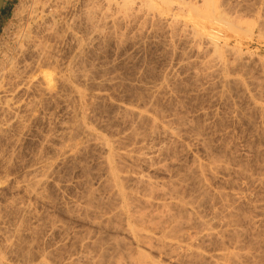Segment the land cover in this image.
Wrapping results in <instances>:
<instances>
[{
  "label": "rangeland",
  "instance_id": "obj_1",
  "mask_svg": "<svg viewBox=\"0 0 264 264\" xmlns=\"http://www.w3.org/2000/svg\"><path fill=\"white\" fill-rule=\"evenodd\" d=\"M30 1L31 0H2V12L0 13V73L7 70V67L2 64H5L6 56L11 54L15 48L19 47L18 45L20 43L17 41L18 38L16 37H19L21 33L20 30H24V28H22L24 27L23 23H20L14 18V13L17 11L16 8H18V5L19 8L28 7L31 3ZM169 1L173 3L183 2V4L192 5L195 8L202 5L200 4L201 0ZM35 2L40 4L37 3L39 8L45 9L46 7L47 12L51 10V12L49 11L48 13L46 9L42 11L44 12L41 15L42 20L45 19L39 22L42 27L44 28L43 25L45 24H51H48V22H51L55 15V21H58L56 23L62 25V32H60V35L63 39H60L61 42L57 41L58 44L55 43L56 41H53L54 44H51L52 41L48 42L54 47L52 51L55 50L54 52L51 51V54L53 53L51 57H54H52L53 59H51L49 63L40 67L35 64L33 67L31 66L33 64H31L29 68L32 70L26 72L28 75L26 73L24 74L23 81L26 79V83L30 86L33 84L31 86L32 91L30 90V95L32 96L30 98L29 95L28 100L26 99L27 101H32L33 104L26 103V101H24L25 104L19 103L27 106L26 110L24 109L26 112L23 110L21 112L22 118L18 124L19 127L17 123H14L16 127L14 124L12 125L14 126L12 127L14 133L11 131L8 138H10L11 135L14 136H12V139H8L9 143L4 140L1 141L0 144V149L3 151L2 153L0 150L1 155L4 154V156L0 155V174L3 173L0 175V264H43V262L44 264H111L109 258L112 260V255L115 256L114 258L119 254L123 256V254H125L124 252L129 250H131L130 253L135 252V254L132 253L134 256L139 252H141L140 254L144 253V255L148 257V260L151 259L155 264L191 263L187 262L184 258H182V260L181 258H176L177 261H175L176 259L174 258L170 259L169 250L162 245L159 246L165 249L164 252L162 247L160 248L158 245H153V247L155 246V250L153 247L149 248V250L138 241L126 235V233L124 234V232L116 231L113 227V224H115L114 221L108 223L105 221L108 215L109 217L112 215L118 204L114 202L115 206L113 202L107 200L109 199L108 194H106V191L102 190L101 180L104 178V172L101 165L104 154L97 144H95L96 142H91L92 140L89 139L85 140L87 138L81 134H79L81 138H79L77 134L75 136L76 140L72 139L76 143L78 142V145L76 143L74 144L73 141L68 142L64 139L65 142L67 141V147L65 146V149H63L65 142L59 137L61 134L60 131L67 130V132H69L70 126H72V123H75V119L77 120L82 116L87 117H85V121L88 120V125L90 124V127L88 126L89 128L100 137L102 136L105 140H108L115 149L118 147L116 149L117 154L119 151L117 156L118 158L119 156L122 158L117 160L118 158L116 157L115 160H117V164L115 168L119 176L127 177L125 181L127 185L125 182L123 183V189H125V191L130 192L136 189L133 185L131 186V184H134V181L131 180H134L137 176H143L147 181L153 184L156 183L158 189L162 188L159 187L162 184L161 186H163L165 190L170 189L168 185H170L171 182L173 186L181 181V184L179 183L181 186L178 188H180L179 191L182 193H179V197L181 196L180 198L183 202H186H184L185 206L188 207H185V210H181L182 212H180V210H174V215H176L175 212L178 214L183 213L179 216V220H181L183 225L188 224L187 227L184 226L185 229L183 228V236L184 233L186 235L190 233V231L191 233L194 232V229L192 230L191 228H195L197 223L196 220H201V218L203 221L210 220L209 218H211V214L215 212V210L216 212L224 210V213L222 212L224 215L229 211L232 214L230 215L235 217L231 218L232 221L227 217V222L231 221L233 224L235 223V226L228 222L227 226L229 227L231 225L228 230H232V228L234 229L235 227L237 231H241V237L239 236L240 240H238L241 241L239 242L240 244L242 243L240 247L243 245V248L241 247V249H243L241 252L248 251L251 248L249 251H251L250 253L255 257L254 261L256 257H259L258 260L255 261V264H264V0L215 1L220 7V10L221 7L224 11L226 10V16L229 17L228 19H230V21L233 20L231 24L233 23L232 25H234V28H238V31H235L237 28L234 30L235 33L238 32L236 34L230 31L231 28L227 31V29L222 30L215 27L213 28L210 24L205 25V30L207 31L208 28V31H210L207 32L213 34L211 36L216 37L217 35L218 38H221L220 46L225 45L239 52V55L241 54L242 60L240 62L238 61V63L231 54L226 56L220 52L218 53L224 59V63L227 64L226 67L228 70H230L228 72V77L238 79L240 85L243 86L240 87L239 85L240 88L238 87L237 90L223 88V86L219 84V79H221L219 74H216V76L206 74L207 72L205 71H207V66L203 65L201 58L194 56L195 54L193 51L190 53L189 51L191 50L187 48V45L184 46L185 41L183 39H186L187 30H184L182 27H180L182 30L180 28L177 29L178 31L175 30V35H173L172 39L174 40L173 42L161 25L152 26L153 28L148 26L149 28L147 27V30L145 29L146 27L143 29L141 28L142 30L140 29V32L138 30L135 31L136 27L131 25L121 26L120 24H116L115 27V24L111 22L112 18L110 14L113 17L116 13L114 14L109 10V15H107V13L104 15L107 11V8L105 9L106 6H104V0H35ZM51 2L53 4H51ZM49 6H52L51 9ZM92 8H95V10ZM84 10H86V12ZM85 13L88 14L87 16L89 17H87ZM56 14H59L58 17L60 16L61 19L58 18ZM83 16L86 17L84 18ZM107 16L108 18L110 17V19H107ZM118 16L120 15H116V17ZM83 18L85 20H83ZM103 18L107 21L110 20L108 21L109 26L104 22L106 20ZM86 19L90 23H87ZM71 22L74 24L72 25ZM110 23L111 26H114L112 28L113 30L115 29L114 32L111 29ZM46 26L44 29H46ZM233 27L232 29H234ZM34 31L36 30H33L32 36L34 35L35 37L37 31L36 34ZM94 33H96V35ZM71 34L73 36H71ZM88 35L89 41H86L84 38L88 40ZM79 37L81 41L77 40L78 42L75 43V38L79 39ZM14 39L15 41H13ZM82 39L86 41L87 48L91 39L89 46L93 44L92 47L88 49L84 47L85 43ZM35 40L33 39L34 43L37 44L39 40H37V38H35ZM82 42L84 44V50L79 56L77 47ZM77 44L78 46L76 47ZM55 47L57 48L55 49ZM211 54L212 53H208L205 58H209ZM76 59H78V61ZM17 60L16 62H19V59ZM26 60L28 62L30 61L26 57L25 63H27ZM22 62L18 63V65H20L18 66L19 69L24 63ZM80 65H82L83 68H81ZM38 67L41 69L39 70ZM77 67L85 72L87 70L89 71L88 73L86 72L87 75L90 76L88 78L91 79H88L89 82L84 81L83 83V81H76V79H74V81L71 80L72 82L68 81L70 80L68 76L71 75L70 72L72 68L76 71ZM69 68H71V71L68 72ZM44 72L47 73H45V75H47L45 79ZM64 75H66L64 79L66 78L65 80H67L68 78L67 81L70 82V84L73 85L74 82L76 83H74L75 86H73L77 87L79 92L81 91L83 93H81L83 96H79V98L73 93H67L71 91H69L70 89L66 87L63 82L64 79L62 77ZM30 76H32V78ZM49 76V81H52L50 86L46 80ZM58 79L62 80L59 81ZM38 85L41 86L38 87ZM40 87L43 90L46 89L48 94L46 90H39ZM8 89L7 87L6 90ZM50 89L53 90L51 91L52 94H49ZM39 92L42 93L40 94ZM8 93L10 94L11 92L9 91ZM8 93L5 95L7 96ZM38 95H40V97ZM42 95L43 97H41ZM9 96H7V98ZM33 99H36L37 102ZM121 107H131L138 112L147 113V115L154 118L155 121L158 119V121H156L157 124H161V126L164 124L162 127H165L167 124L171 130L175 131L178 129L179 131L177 130L176 133L173 131L176 137L173 136V139L171 138L172 141H170V138L167 139L163 136L162 132L159 133L161 130H158L156 133H150V130H148L149 123H146L145 119V121L140 119L141 122L136 118V120L130 118L129 122H127L128 120H120L121 117L118 116L121 115V111L117 109ZM30 115L32 116L30 117ZM154 115H156L157 119ZM24 116L26 117L25 119ZM72 119H74V121H72ZM24 121L25 123H23ZM142 121L144 122L143 124ZM176 123H178V125H176ZM133 124L135 126L137 125L136 127L138 128L136 133L139 135L136 140L133 136H129L132 135L131 129L134 130L133 128H135L134 131L137 129ZM132 125L133 127H131ZM21 126H23V128ZM142 134L146 135L143 136ZM58 137L62 140H58ZM141 137L144 138L142 139ZM9 144L11 145L10 147ZM71 146L76 148H72ZM1 147L5 148L3 149ZM58 150L61 153H59ZM5 153H10L14 157ZM137 155H139L138 157L145 155L142 158L146 159V162H144V160L137 162L134 159ZM5 156L6 158H4ZM122 159H125L123 160L124 162ZM147 159L149 161H147ZM215 159L220 160V162L222 161V163L219 161L217 162V160L215 161ZM212 161L216 162V164L218 163V167L214 164L217 168L213 166ZM120 163L121 165L124 163V165L120 167ZM196 165L197 167L199 165L201 166H199V169L202 170L201 172L199 169L195 171V169H197L195 167ZM47 166H50V168L53 166V168L48 172L46 169ZM46 170L48 173L47 175L45 174ZM191 170L193 173H191ZM28 171H33V174L38 178L39 175L41 178L46 175V178L44 177V181L46 182L43 184L44 186L41 185L38 187L39 190L37 188L33 189L32 194L30 192L31 189H27V187H29L27 181L31 178L29 177ZM189 171H191L190 174ZM194 172L199 173L203 180L201 181L202 178L198 176L199 174ZM184 181H188L189 183H184ZM198 183L201 186H199ZM177 184L176 186H179ZM90 186H93V188ZM126 186L129 190H126ZM201 187L207 189L208 192L204 194V190H202ZM90 189L96 191L99 196H97L100 202L98 213L95 211V208L86 207L89 206V203L86 202L88 196L87 192ZM199 190H201L204 195ZM140 192L141 190L137 188L134 192L135 196L139 193L140 196L138 195L139 197H137L140 198L142 196V192ZM27 193H29V195ZM207 194H212L211 196L209 195V197L212 199L214 197V199L210 201ZM11 197H13V200ZM189 199H191V202ZM11 203L13 204L12 207ZM105 203L107 205L112 203L111 206L114 205L113 212H111L112 209H110V204L106 206ZM88 208H91V210ZM85 209L88 210L86 211ZM99 212L101 215L107 217L101 216L100 218ZM190 212L191 219H189L190 216H188ZM177 215L176 218L178 217ZM230 215L228 216L230 217ZM193 221H195V224ZM112 222L114 223L112 224ZM192 222L194 225L191 224ZM189 226H191V228ZM15 227V230L18 232L13 230ZM221 229L220 227L218 230ZM223 229L227 230V227ZM157 235H155L157 238L160 237V235ZM194 237H196V235H194ZM11 238L12 241H10ZM115 239L122 242H120L121 245L116 250L111 246V243ZM182 239L184 241H182ZM224 239L222 240V249L226 247L224 251L235 252L236 249H233V245L227 242L228 238L225 237ZM253 239H256L255 242ZM179 241H181L182 246H187L188 240H185V238L182 237L178 242ZM213 241L214 240L209 242V245L206 243L200 246V252L203 253L206 258L205 264L212 262L211 258L214 257L213 255H216L220 247V245H217L219 244L217 241ZM9 242H11L10 247ZM12 245H14V247ZM97 245L99 246L97 247ZM252 245H254L253 248ZM95 246L97 248L101 246L102 248L100 247L101 249H97ZM137 250L142 251L136 252ZM103 252L106 254H103ZM99 254L102 255L100 256ZM99 256L101 257L100 260L103 262L99 260ZM102 256L104 258H102ZM103 259H106V262Z\"/></svg>",
  "mask_w": 264,
  "mask_h": 264
},
{
  "label": "bare ground",
  "instance_id": "obj_2",
  "mask_svg": "<svg viewBox=\"0 0 264 264\" xmlns=\"http://www.w3.org/2000/svg\"><path fill=\"white\" fill-rule=\"evenodd\" d=\"M54 1V0H53ZM105 1V3H104V6H106L105 7V9L107 8V11L105 12V14L104 15H106V13H107V15H109L108 13H109V10L110 11H112L114 14L116 13V15H120V16H118V17H116V15H113V17H112V15L110 14V16H111V22L112 23H114L115 25V27H116V24H120L121 26L123 25V26H135L136 27V29H135V31L136 30H140L141 28L143 29V28H145L146 30L149 28V27H154V26H158V25H161L163 28H164V30L166 31L165 33H167V35L169 36V38H170V40H172L173 39V35H175V30L176 31H178L177 29L178 28H180V27H182L184 30L186 29L187 30V35H186V39H183L185 42H184V46L185 45H187V48H189V50H191V51H189L190 53L193 51V53L195 54L194 56H196L197 58H201V61H202V63H203V65H205V66H207V71H205V72H207L206 74L207 75H215L216 76V74H219L220 76H221V79H219L218 81H219V84H221V86H223V88L225 87V88H228V89H236L237 90V88L239 87V85H240V82H239V80L238 79H234V78H230V77H228V72L230 71V70H228V68L226 67V63H224V59L218 54L219 52L220 53H222V54H224V55H228L229 56V54H231L232 56H234L235 57V60L238 62H240L241 60H242V57H241V54L239 55V52H237V51H235V50H233V49H230V48H228V47H226L225 45L224 46H220V40H221V38H218V36L216 35V37L215 36H211V35H213V34H209L208 32L210 31H208V28H207V31L205 30V25H207V24H210V26L211 27H215V28H217V29H227V31H229V29L231 28L232 29V27L234 26V25H232L231 24V22L233 21V20H231L230 21V19H228L229 17H227L226 15H227V12H226V10L224 11L223 9H222V7H221V10H220V7L217 5V2H215L214 0H201V2H200V4H202V5H200V7L199 6H197L196 8L194 7V6H192V5H185V4H183V2H179V3H173V2H171V1H169V0H104ZM173 1V0H172ZM31 2V3H30ZM29 3H30V5L28 6V7H20L19 8V5H18V8H16V12L14 13V18L17 20V21H19L20 23H23V25H24V27H22V28H24V30H20L21 31V33L19 34V37H16V38H18L17 39V41L20 43L18 46L19 47H17V48H15L12 52H11V54H9L8 56H6V62H5V64L3 63L2 65H5L6 67H7V70H4V72L3 73H0V95L1 94H3V95H1L0 96V144H1V141H4V140H6L8 143H9V140L8 139H12V136H14V135H11V137L10 138H8V136H10L9 135V133L11 132V131H13V128L12 127H14L15 126V124L17 123V125L19 124V122L21 121V118H22V116H21V112H22V110L23 111H25L26 110V108H27V106L26 105H21V104H19V103H24V101H26V103H32V101H27L28 100V97H29V95H30V90L32 91V85L30 86L28 83H26V81L24 80L23 81V79H24V74L26 73V72H30V70H32L31 68H29V67H31V66H33L34 67V64L37 66H44V64H46V63H49V61H51V59H53L52 57H54V56H52L51 57V55L53 54H51V51H52V48H54L53 47V45L51 46L48 42H51L52 41V43L51 44H54V42L56 43V44H58V42L57 41H60L61 42V40L60 39H63V38H61V35H60V32H62L61 31V24L60 23H56V22H58V21H55L56 19H55V15H54V19L52 18V21L51 22H48V24L49 23H51V24H49V25H47V24H45V25H43L44 26V28H45V26H46V29H44L43 27H42V25L39 23L41 20H42V13H44V12H42L43 10H45L46 9V7H45V9H41V7L39 8L37 5L39 4L38 2H35V0H31ZM41 2V1H40ZM175 2V1H174ZM38 3V4H37ZM42 3V2H41ZM43 4V3H42ZM46 4V3H45ZM50 4V3H49ZM48 4V5H49ZM51 4H53L52 2H51ZM50 4V5H51ZM85 4V3H84ZM40 5V4H39ZM21 6V5H20ZM26 6V5H25ZM42 6V5H41ZM56 6V5H55ZM89 6H91V5H89ZM88 6V7H89ZM17 7V6H16ZM43 7V8H44ZM50 7V9H51V7L52 6H49ZM54 8V7H53ZM97 8H99V7H97ZM49 9V8H48ZM55 9V8H54ZM91 9V8H90ZM92 9H94L95 10V8H92ZM104 9V10H105ZM66 10V9H65ZM94 10H93V12H94ZM50 12H51V10H49ZM48 11V12H49ZM85 12H86V10H84ZM46 12H47V9H46ZM47 12V13H48ZM58 12V11H57ZM92 12V11H91ZM99 12V11H98ZM111 12V13H112ZM61 13V12H60ZM224 13H226V14H224ZM86 14V13H85ZM98 14V13H97ZM57 15V17H58V15L59 14H56ZM88 14H86V16H87ZM43 16H44V14H43ZM85 16V17H86ZM46 17V16H45ZM44 17V18H45ZM50 17V16H49ZM84 17V16H83ZM84 17V18H85ZM87 17H89V16H87ZM58 18H60L61 19V17L59 16ZM81 18V17H80ZM83 18V20H85ZM105 18H106V16H105ZM105 18H103L104 20H106ZM47 19V18H46ZM72 19V18H71ZM88 19V18H87ZM86 19V20H87ZM93 19V18H92ZM91 19V20H92ZM107 19H110V17L108 18V16H107ZM15 20V21H16ZM43 20H45V19H43ZM42 20V21H43ZM51 20V19H50ZM53 20H54V22H53ZM16 21V22H17ZM47 21V20H46ZM45 21V22H46ZM61 21V20H60ZM79 21V20H78ZM107 21V20H106ZM106 21H104L105 23H107L108 24V26H109V22L108 21H110V20H108L107 22ZM89 21L87 20V23H88ZM103 22V23H104ZM19 23V24H20ZM38 23V24H37ZM47 23V22H46ZM72 23V22H71ZM86 23V24H87ZM90 23V22H89ZM100 23V22H99ZM41 26H40V25ZM44 24V23H43ZM74 23H72V25H73ZM84 24V23H83ZM39 25V26H38ZM64 25V24H63ZM236 25V24H235ZM71 26V25H70ZM90 26V25H89ZM105 26V25H104ZM110 26H111V23H110ZM114 26H111V29L114 27ZM149 26V27H148ZM160 26V27H161ZM209 26V25H208ZM16 27H18V26H16ZM95 27V26H94ZM119 27V26H118ZM148 27V28H147ZM152 27V28H153ZM9 28V27H8ZM36 28V29H35ZM87 28V27H86ZM86 28H84V29H86ZM92 28V27H91ZM120 28V27H119ZM133 28V27H132ZM138 28V29H137ZM213 28H211V29H213ZM234 28V27H233ZM237 28V27H236ZM236 28H234V29H230V31H232V32H234L235 33V31H238V28L236 29ZM102 29V28H101ZM121 29V28H120ZM141 29V30H142ZM181 29V28H180ZM210 29V28H209ZM236 29V30H235ZM240 29V28H239ZM5 30V29H4ZM8 30V29H7ZM17 30H19V29H17ZM33 30H36L37 31V34H36V31H34L35 32V34H36V36L34 37V35L32 36V32H33ZM73 30V29H72ZM93 30V29H92ZM115 30V29H114ZM114 30L112 29V31L114 32ZM182 30V29H181ZM180 30V31H181ZM235 30V31H234ZM40 31V32H39ZM85 31H88V30H85ZM137 31V32H138ZM205 31V32H204ZM7 32H9V31H7ZM71 32V31H70ZM90 32V31H89ZM95 32V31H94ZM97 32V31H96ZM99 32V31H98ZM140 32V31H139ZM142 32V31H141ZM147 32V31H146ZM153 32V31H152ZM155 32H157V31H155ZM154 32V33H155ZM206 32H207V34H206ZM6 33V32H5ZM12 33V32H11ZM69 33V32H68ZM77 33V32H76ZM91 33V32H90ZM89 33V34H90ZM185 33H186V31H185ZM215 33V32H214ZM236 33H238V32H236ZM235 33V34H236ZM10 34V33H9ZM95 35H96V33H94ZM14 35V34H13ZM75 35V34H74ZM166 35V36H167ZM221 35V34H220ZM9 36V35H8ZM15 36V35H14ZM16 36H17V34H16ZM70 36V35H69ZM71 36H73L72 34H71ZM75 36H77V35H75ZM81 36V35H80ZM93 36V35H92ZM6 37V36H5ZM64 37V36H63ZM90 37H91V35H90ZM12 38V37H11ZM35 38H37V40H39L38 41V43L37 44H35L34 43V41H33V39L35 40ZM73 38V37H72ZM71 38V39H72ZM77 38V37H76ZM75 38V43H77L78 41L77 40H80L81 38L79 37V39H76ZM176 38V37H175ZM7 39H8V37H7ZM84 39H86V41H89V35H88V40H87V38H84ZM84 39H82L83 41H84V43H85V45L83 44V42L81 43V44H79V46H78V44L76 45V47H77V52L79 51V53H78V55L79 54H81L82 52H83V48L84 47H86L87 48V46H86V41L84 40ZM91 39H92V37H91ZM91 39H90V42H89V44H88V42H87V44H88V48L89 47H92V45L91 46H89L90 45V43H91ZM225 39V38H224ZM223 39V40H224ZM182 40V39H181ZM13 41H15V39L13 40ZM36 41V40H35ZM54 41V42H53ZM81 41V40H80ZM168 41V40H167ZM173 42H174V40H172ZM12 42V41H11ZM17 42V43H18ZM37 42V41H36ZM59 42V43H60ZM93 42V41H92ZM169 42V41H168ZM223 42V41H222ZM7 43V42H6ZM44 43V44H43ZM80 43V42H79ZM226 43V42H225ZM4 44V43H3ZM170 44V43H169ZM183 44V43H182ZM15 45V44H14ZM83 45H84V47H83ZM177 45V44H176ZM4 46V45H3ZM10 46V45H9ZM9 46H8V48H9ZM56 46V45H55ZM60 46H61V44H60ZM57 47H55V49H56ZM85 48V49H86ZM87 48V49H88ZM58 50V49H57ZM57 50H56V52H57ZM55 50H53L52 52H54ZM2 52V51H1ZM208 53H212L211 55H210V57L209 58H205L206 56H207V54ZM221 54V55H222ZM77 55V56H78ZM83 55V54H82ZM189 55V54H188ZM75 56V55H74ZM80 56V55H79ZM14 57H15V59H14ZM28 58L30 61L28 62L27 60V63H25L24 61H25V58ZM76 57V56H75ZM5 58V57H4ZM19 59V62H16V60L17 59ZM76 58H78V57H76ZM83 58V57H82ZM81 59V58H80ZM21 60V61H20ZM77 61H78V59H76ZM200 60V59H199ZM18 61V60H17ZM24 63H23V62ZM81 61V60H80ZM1 62V61H0ZM20 62H22L21 64V68L19 69L18 68V66H20V65H18V63H20ZM57 62V61H56ZM82 62V61H81ZM236 62V63H237ZM238 62V63H239ZM243 62V61H242ZM52 63V62H51ZM31 64H33V65H31ZM53 64H54V62H53ZM74 64H75V62H74ZM73 64V65H74ZM201 64V63H200ZM243 64V63H242ZM31 65V66H30ZM48 65V64H47ZM52 65V64H51ZM72 65V66H73ZM76 65H78V64H76ZM229 65V64H228ZM46 66V65H45ZM50 66V65H49ZM58 66V65H57ZM79 66V65H78ZM85 66V65H84ZM2 67V66H1ZM39 67H38V69H39ZM48 67V66H47ZM52 67V66H51ZM54 67V66H53ZM59 67V66H58ZM76 67V66H75ZM80 67L81 68H83L82 67V65H80ZM79 67V68H80ZM4 68V67H3ZM46 68V67H45ZM5 69V68H4ZM29 69V70H28ZM34 69V68H33ZM35 69H36V67H35ZM41 69V68H40ZM39 69V70H40ZM57 69V68H56ZM71 68H69V70H68V72L69 71H71L70 70ZM74 68H72V71H74L73 70ZM86 69H87V67H86ZM54 70V69H53ZM61 70V69H60ZM76 70V69H75ZM92 70H93V68H92ZM59 71V70H58ZM70 72L71 73V75L70 74H68V75H70V76H68V77H70L69 79L70 80H68V78H67V80L68 81H70V82H72L71 80H73L74 81V79H76V81L77 80H79V81H83V83H84V81H86V82H89V80H91V79H89L88 77H90V76H88L87 75V73L89 72L88 70L85 72V71H83L82 69H78V67H77V70L76 71H74V72ZM34 72H35V70H34ZM33 72V73H34ZM47 72V71H46ZM46 72H44V75H45V73ZM51 72V71H50ZM49 72V73H50ZM54 72H55V70H54ZM43 73V72H42ZM49 73H48V75H49ZM27 74V73H26ZM47 74V73H46ZM53 74V73H52ZM196 75H197V73H195ZM199 74V73H198ZM28 75V74H27ZM30 75V74H29ZM42 75V74H41ZM60 75V74H59ZM90 75V74H89ZM50 76H53V75H50ZM50 76L48 77V79H46L47 81H48V84H49V86L51 85V82L52 81H49V79H50ZM58 76V75H57ZM61 76V75H60ZM66 75H64L62 78L64 79V77H65ZM197 76H199V75H197ZM214 76V77H215ZM219 76V77H220ZM31 78H32V76H30ZM47 77V75H45L44 76V79ZM208 77V76H207ZM218 77V78H219ZM29 78V77H28ZM57 78V77H56ZM71 78H73V79H71ZM210 78V77H209ZM66 79V78H65ZM64 79V80H65ZM89 79V80H88ZM216 79V78H215ZM36 80V79H35ZM45 80V81H46ZM59 80V79H58ZM60 80H62V79H60ZM59 80V81H60ZM63 80V82H64V84L66 85V87H68L70 90L69 91H71V92H67V93H73V94H75L76 96H83V95H81V91L79 92V89H77V87H74L75 86V84L73 83V85L72 84H70V82H68L67 80H65L64 81ZM31 81V80H30ZM34 81V80H33ZM54 81V80H53ZM58 81V82H59ZM217 81V80H216ZM28 82H29V79H28ZM39 82V81H38ZM43 82H44V80H43ZM50 82V83H49ZM55 82V81H54ZM62 82V81H61ZM105 82V81H104ZM103 82V83H104ZM32 83V82H31ZM45 83V82H44ZM43 83V84H44ZM82 83V84H83ZM100 83V82H99ZM216 83V82H215ZM242 83V82H241ZM28 84V85H27ZM47 84V83H46ZM45 84V85H46ZM53 84V83H52ZM61 84H63V83H61ZM98 84V83H97ZM211 84V83H210ZM35 85V84H34ZM57 85V84H56ZM92 85V84H91ZM243 85V84H242ZM36 86H37V84H36ZM39 86H41V85H38V87ZM53 86V85H52ZM219 86V85H218ZM7 87L10 89H8L11 93L9 94L8 92V90H6L7 89ZM47 87V86H46ZM55 87V86H54ZM240 87H243V86H241L240 85ZM239 87V88H240ZM35 88V87H34ZM45 88V87H44ZM65 88V87H64ZM166 88V87H165ZM37 89H39V88H37ZM42 88L40 87V89L39 90H41ZM67 89V88H66ZM227 89V90H228ZM43 90V89H42ZM44 90H46V89H44ZM43 90V91H44ZM81 90V89H80ZM36 91V90H35ZM34 91V92H35ZM42 91V92H43ZM50 91V93L49 94H52L51 93V91H53V90H49ZM232 91V90H231ZM243 91V90H242ZM41 92V93H42ZM48 91L46 90V93H47ZM6 93H8V95L7 96H9L8 98H7V96L5 95ZM40 93V92H39ZM40 93V94H41ZM56 93V92H55ZM54 93V94H55ZM65 93H66V91H65ZM48 94V93H47ZM57 94V93H56ZM55 94V95H56ZM83 94V93H82ZM237 94V93H236ZM243 94V93H242ZM35 95V94H34ZM33 95V96H34ZM69 95V94H68ZM71 95V94H70ZM6 96V97H5ZM31 96L32 95H30V98H31ZM36 96V95H35ZM34 96V97H35ZM39 97H40V95H38ZM37 96V97H38ZM92 96V95H91ZM3 97V98H2ZM41 97H43V95L41 96ZM70 97V96H69ZM79 97V98H80ZM45 98V97H44ZM53 98V97H52ZM68 98V97H67ZM73 98V97H72ZM93 98V97H92ZM27 99V100H26ZM37 99H39V98H37ZM63 99V98H62ZM82 99V98H81ZM31 100V99H30ZM33 100H35L36 101V99H33ZM44 100V99H43ZM49 100V99H48ZM35 101H33V102H35ZM37 102V101H36ZM19 104V105H17V104ZM41 103V102H40ZM45 103V102H44ZM16 104V105H15ZM25 104V103H24ZM33 104V103H32ZM35 104V103H34ZM82 104V103H81ZM21 105V106H20ZM119 108V107H118ZM122 108V107H121ZM117 109V110H120L121 111V115L120 116H118V117H121L120 118V120L122 119V121H124V120H128L127 122H129V119L130 118H133V120L136 118V119H138V121H140L141 122V120L140 119H145L146 120V123H149V129L148 130H150L149 132L150 133H156V132H158V130H161V131H159V133L160 132H162V134H163V136H165L167 139L168 138H170V141H172L171 140V138L173 139V136H175L176 137V135H174L175 133H176V131L178 130V129H176L175 131L174 130H171V128H169V125L167 126V124H166V126L165 127H162L161 126V124H157V122L156 121H158V119L156 118V115H154L155 116V118L157 119L156 121H155V119L154 118H152V117H150L149 115H147V113L146 114H144V113H141V112H138V111H136V110H134V109H132L131 107L129 108V107H124V108H122V109ZM25 109V110H24ZM148 109V108H147ZM35 110V109H34ZM143 110V109H142ZM146 110V109H145ZM157 111V110H156ZM26 112V111H25ZM24 112V113H25ZM27 112H28V110H27ZM119 112V111H118ZM117 112V113H118ZM147 112H149V111H147ZM152 112V111H151ZM23 113V114H24ZM29 113V112H28ZM33 113V112H32ZM73 113V112H72ZM155 113V112H154ZM157 113V112H156ZM27 114V113H26ZM30 114V113H29ZM29 114H28V116H29ZM74 114V113H73ZM120 114V113H119ZM25 115V114H24ZM26 116V115H25ZM24 116V119L26 118ZM32 115H30V117H31ZM78 116V115H77ZM82 116V115H81ZM80 117V116H79ZM86 117V116H85ZM85 117L84 116H82V117H80V118H78L77 120L75 119V121H74V119H72V121H74L75 123L73 124L72 122V126H70L71 128H69V132H67V130H62V131H60L61 132V134H60V136L59 137H61L62 139H63V141H64V139L65 140H67L68 142H70V141H73L74 139H75V136L78 134V136H79V138H81L80 137V135L79 134H81V135H83V136H85L87 139H85V137H84V139L85 140H92L91 142H96L95 144H97V146L99 147V149L101 150V152L104 154V158H102L103 159V161H102V170H103V172H104V178H103V180H101V182H102V184H101V186H102V190H104V191H106L107 193L106 194H108V198L109 199H107V200H109L110 202H113V204H114V202H116V204H118V206H117V208H115L114 209V212H113V206L115 205H112L111 206V204H110V206H111V208L110 209H112V211L111 212H113L112 213V215L109 217V215H108V218H106L105 217V215H101L100 214V212H99V214H100V218H101V216H104L107 220H105V221H107V223L108 222H111V221H114L115 222V224H113L114 222H112V224L114 225H112L113 227H114V229L116 230V231H118V232H124V234L126 233V235H128V236H130L133 240H136V241H138L140 244H142L143 246H145V248H147V249H149V248H152L153 247V245H162L163 247H165V248H167L168 250H169V252H170V259L171 258H174V259H176V258H178V259H180L181 258V260H182V258H184V259H186L187 260V262H191L192 264H205V261H206V258H205V256L203 255V253H201L200 252V249H201V247L200 246H202V245H204V244H208L209 242H211L212 240H214V241H217L219 244H217V245H220V247H219V249H218V253L216 252V255H213L214 257L213 258H211V263H209V264H255V261L256 260H258V258L256 257V260L254 261V258L255 257H253V255L250 253L251 251H245V252H241V250H243V249H241V247L243 248V245L240 247V245L242 244H240L239 242H241V241H238V240H240V232L241 231H237V229H235V227H234V229L232 228V230H228V228L231 226L230 225V223H232L233 224V222H231L232 221V219L231 218H234L235 216H234V214H233V216L234 217H232L231 215V213L229 212V211H227V213L224 215L223 213V211L224 210H222V211H217L216 212V210H215V212H213L212 214H211V218H209L210 220H208V221H203L202 220V218H201V220H196L197 221V223H196V225H195V228H191V226H189L193 231V233H191V231H190V233H187L186 235H185V233H184V236H183V228L185 229V227L184 226H188V224H184L183 225V223H181V220H179V216L181 215V214H183V213H180V214H178V213H176L175 212V214L178 216L177 218H176V215H174V210H180V212H182L181 210H185L186 208L185 207H188V206H185V203L183 202V200L179 197V193L181 192V191H179L180 190V188H178V187H180L181 185V181L177 184V185H179V186H176V184L175 185H171L172 184V182H171V186L170 185H168V184H165V185H168V187L170 188L169 190L167 189V190H165V189H163V186H159V187H162V188H157V184L156 183H152V182H150V181H147L143 176L141 177V176H137L134 180L132 179L131 181H134L133 183L134 184H131V186L133 185V187H136V189L138 188V190L140 189L141 190V194H142V196L140 197V198H138L140 195H139V193L137 194V196H135V194H134V192H135V190L136 189H134L133 191H130V192H127V191H125V189H123V183L127 180V177L125 178V177H121V176H119L118 175V172L116 171V168H115V165L117 164L116 162H117V160H120L122 157L121 156H119V158H118V154H119V151H118V154L116 153V149L118 148H116L115 149V147L111 144V143H109V141L108 140H105L102 136L100 137L98 134H96L91 128H89L90 126V124L88 125V120L87 121H85ZM29 118V117H28ZM27 118V119H28ZM74 118H76V117H74ZM87 118V117H86ZM135 119V120H136ZM30 120V119H29ZM36 120V119H35ZM132 120V119H131ZM144 120V121H145ZM34 122V121H33ZM87 122V123H86ZM164 122V121H163ZM15 123V124H14ZM23 123H25V121L23 122ZM27 123V122H26ZM30 123V122H29ZM68 123V122H67ZM137 123H139V122H137ZM136 123V124H137ZM144 122L142 121V124H143ZM146 123H145V125H146ZM171 123V122H170ZM14 124V126H12ZM28 124V123H27ZM140 124V123H139ZM169 124V123H168ZM134 125V124H133ZM133 125L131 126V127H133ZM176 125H178V123H176ZM24 126V125H23ZM23 126H21L22 128H23ZM66 126V125H65ZM89 126V127H88ZM130 126V125H129ZM135 126V125H134ZM137 126V125H136ZM135 126V127H136ZM175 126V125H174ZM16 127V126H15ZM18 127H19V125H18ZM25 128V127H24ZM137 128V127H136ZM179 128V127H178ZM16 129V128H15ZM19 129V128H18ZM26 129V128H25ZM29 129V128H28ZM65 129H67V128H65ZM71 129V130H70ZM131 129V128H130ZM134 130H135V128H133ZM134 130H132L131 129V134L132 135H129L130 137L131 136H133L134 137V139L136 140V138H138L137 136L139 135H137V131H138V128L136 129V131H134ZM173 131L175 132V133H173ZM179 131V130H178ZM17 132V131H16ZM144 132V131H143ZM146 132H148V131H146ZM13 133H14V131H13ZM139 133V132H138ZM148 134V133H147ZM178 134V133H177ZM143 135V134H142ZM144 135H146V134H144ZM143 135V136H144ZM152 135V134H151ZM16 136H17V134H16ZM148 136V135H147ZM59 137H58V140H60L59 139ZM19 138V137H18ZM49 138V137H48ZM142 138V137H141ZM144 138V137H143ZM142 138V139H143ZM61 139V140H62ZM73 139V140H72ZM133 139V138H132ZM133 139V140H134ZM140 139V138H139ZM142 139H140V140H142ZM166 139V140H167ZM60 140V141H61ZM76 140V139H75ZM48 141V140H47ZM51 141V140H50ZM62 141V142H63ZM66 141V142H67ZM174 141H176V140H174ZM12 142V141H11ZM65 142V141H64ZM66 142L64 143V148L63 149H65V146H66ZM74 142V144L76 143L75 141H73ZM72 142V143H73ZM23 143V142H22ZM46 143V142H45ZM78 143V142H77ZM76 143V144H77ZM81 143V142H80ZM118 143V142H117ZM173 143H175V142H173ZM172 143V144H173ZM68 144V143H67ZM17 145H19V144H17ZM69 145V144H68ZM78 145V144H77ZM76 145V146H77ZM81 145V144H80ZM11 145L9 144V147H10ZM83 146V145H82ZM118 146V145H117ZM7 147V146H6ZM14 147V146H13ZM22 147V146H21ZM67 147V146H66ZM70 147V146H69ZM69 147H68V149H69ZM72 148L74 147V146H71ZM120 147V146H119ZM1 148H3V147H1ZM5 148V147H4ZM3 148V149H4ZM12 148V147H11ZM11 148H10V150H11ZM74 148H76V147H74ZM90 148V147H89ZM169 148V147H168ZM19 149V148H18ZM17 149V150H18ZM41 149V148H40ZM43 149V148H42ZM67 149V148H66ZM71 149V148H70ZM79 149V148H78ZM170 149V148H169ZM1 150V149H0ZM72 150V149H71ZM12 151V150H11ZM10 151V152H11ZM59 151V150H58ZM64 151V150H63ZM62 151V152H63ZM77 151V150H76ZM86 151V150H85ZM1 152L3 153V151L1 150ZM1 152H0V155H1ZM7 152H8V150H7ZM14 152V151H13ZM12 152V153H13ZM18 152V151H17ZM22 152V151H21ZM65 152V151H64ZM74 152V151H73ZM100 152V151H99ZM129 152V151H128ZM161 152V151H160ZM59 153H61L60 151H59ZM127 153V152H126ZM5 154H10V153H5ZM19 154V153H18ZM17 154V155H18ZM38 154V153H37ZM43 154V153H42ZM63 154V153H62ZM65 154H66V152H65ZM125 154V153H124ZM130 154V153H129ZM11 156H13L12 154H10ZM9 155V156H10ZM64 155V154H63ZM123 155V154H122ZM1 156H4V154L3 155H1ZM8 156V157H9ZM79 156V155H78ZM103 156V155H102ZM129 156V155H128ZM127 156V157H128ZM139 155H137V157H135L134 159L138 162H140V161H142V160H144V162H146L145 160L146 159H144V158H142V157H144V156H142V157H138ZM140 156H141V153H140ZM14 157V156H13ZM116 157L118 158L117 160H115L116 159ZM123 157H125V156H123ZM130 157V156H129ZM3 158V157H2ZM4 158H6V156L4 157ZM148 158V157H147ZM48 159V158H47ZM129 159V158H128ZM130 159H131V157H130ZM133 159V158H132ZM219 159V158H218ZM43 160V159H42ZM123 160H125V159H122V161ZM134 160V161H135ZM151 160V159H150ZM217 159H215V161H216ZM33 161V160H32ZM147 161H149L148 159H147ZM220 162V160H217V162ZM6 162V161H5ZM119 162V161H118ZM124 162V161H123ZM136 162V163H137ZM143 162V163H144ZM213 162V161H212ZM211 162V163H212ZM52 163V162H51ZM122 163V162H121ZM121 163H120V165H121ZM220 163H222V161L220 162ZM213 164V166H215L214 164H216V162H213L212 163ZM8 165V164H7ZM49 165H52V164H49ZM122 165H124V163L122 164ZM122 165L120 166V167H122ZM218 165V163L216 164V166ZM10 166V165H9ZM200 166V165H199ZM197 167V165L195 166L197 169H195V171L196 170H198L200 167ZM211 166V165H210ZM212 166V167H213ZM215 166V167H216ZM222 166V165H221ZM220 166V167H221ZM11 167V166H10ZM55 167V166H54ZM165 167V166H164ZM218 167V166H217ZM216 167V168H217ZM51 168H53V166L51 167ZM50 166H47L46 167V169L48 170V172L50 171ZM100 168V167H99ZM163 168V167H162ZM162 168H161V170H162ZM166 168V167H165ZM170 168V167H169ZM203 168V167H202ZM28 169V168H27ZM213 169V168H212ZM9 170V169H8ZM32 170V169H31ZM45 170V169H44ZM47 170L45 171V174L47 175L48 173H47ZM160 170V171H161ZM163 170L165 171V169L163 168ZM226 170V169H225ZM30 171V170H29ZM28 171V172H29ZM192 171V170H191ZM191 171H189V174H190V172ZM199 171L201 172L202 170L201 169H199ZM35 172V171H34ZM129 172V171H128ZM127 172V173H128ZM44 173V172H43ZM126 173V172H125ZM188 173V172H187ZM186 173V174H187ZM191 173H193V171L191 172ZM194 173H196V172H194ZM203 173V172H202ZM213 173V172H212ZM242 173V172H241ZM1 174H3V173H1ZM0 174V175H1ZM8 174V173H7ZM120 174V173H119ZM135 174V173H134ZM185 174V175H186ZM196 174H199V173H196ZM244 174V173H243ZM46 175H44V177L46 176ZM192 175V174H191ZM43 176V175H42ZM125 176H127V175H125ZM184 176V175H183ZM197 176V175H196ZM198 176H200V174L198 175ZM198 176H197V178H198ZM6 177V176H5ZM29 177H31V178H29L30 180H28L27 181V184H29V187H27V184H26V187H27V189H31V194L33 193V189H35V188H37L38 189V187H40L41 185H43L44 183H46L45 181H44V177L43 178H41V176L39 175V178L37 177V176H35L34 174H33V171L32 172H29ZM129 177V176H128ZM188 177V176H187ZM192 177H193V175H192ZM201 178H202V176H200ZM46 178V177H45ZM130 178H131V176H130ZM134 178V177H133ZM144 178V179H143ZM47 180V179H46ZM128 180H129V178H128ZM181 180V179H180ZM187 180H189V179H187ZM193 180V179H192ZM203 180V178L201 179V181ZM130 181V180H129ZM196 181V180H195ZM199 181V180H198ZM262 181V180H261ZM260 181V182H261ZM14 182V181H13ZM177 182V181H176ZM188 182V181H187ZM187 182H185L184 181V183H187ZM204 182V181H203ZM259 182V183H260ZM263 182V181H262ZM261 182V183H262ZM10 183V182H9ZM126 183V182H125ZM128 183H131V182H128ZM189 183V182H188ZM201 183V182H200ZM99 184V183H98ZM164 184V183H163ZM126 185H127V183H126ZM164 185V186H165ZM197 185V184H196ZM198 185H199V183H198ZM203 185V184H202ZM264 185V184H263ZM44 186V185H43ZM177 188H176V187ZM184 186V185H183ZM199 186H201V185H199ZM199 186H198V188H199ZM90 187H92L93 188V186H90ZM97 187V186H96ZM206 187H207V185H206ZM16 188H17V186H16ZM130 188V187H129ZM197 188V189H198ZM202 188V190H204V194L205 193H207L208 192V190L207 189H203V187H201ZM29 189V190H30ZM128 188H127V186H126V190H127ZM181 189H182V187H181ZM39 190V189H38ZM98 190V189H97ZM129 190V189H128ZM184 190V189H183ZM182 190V191H183ZM206 190V191H205ZM36 191V190H35ZM35 191H34V194H35ZM199 191H201V190H199ZM28 192V191H27ZM29 192V193H30ZM37 192V191H36ZM99 192V191H98ZM184 192V191H183ZM29 193H27L28 195H29ZM88 196H87V202L86 203H89V206H86V207H91V208H95V211L98 213V209H99V207H100V202L98 201V195H97V193H96V191H94V190H92V189H90L88 192ZM100 193V192H99ZM136 193H137V191H136ZM182 193V192H181ZM201 193H202V191H201ZM30 194V195H31ZM203 194V193H202ZM203 194V195H204ZM220 194V193H219ZM208 195V197H209V195L210 194H207ZM212 195V194H211ZM210 195V196H211ZM216 195V194H215ZM214 195V196H215ZM98 196V197H97ZM103 196V195H102ZM101 196V197H102ZM105 196V195H104ZM186 196V195H185ZM202 196V195H201ZM206 196V195H205ZM218 196V195H217ZM106 197H107V195H106ZM183 197V196H182ZM202 197H204V196H202ZM207 197V196H206ZM223 197V196H222ZM13 197H11V199H12ZM198 198V197H197ZM205 198V197H204ZM210 198V197H209ZM188 199V198H187ZM192 199H194V198H192ZM199 199V198H198ZM203 199V198H202ZM207 199V198H206ZM213 199H214V197H213ZM212 198H210V201H212L213 200ZM13 200V199H12ZM15 200V199H14ZM86 200V199H85ZM190 200V202H191V199H189ZM204 200V199H203ZM202 200V201H203ZM209 200V199H208ZM207 200V201H208ZM6 201V200H5ZM193 201V200H192ZM196 201V200H195ZM10 202V201H9ZM8 202V203H9ZM106 202V201H105ZM190 202H188L189 204H192V203H190ZM108 203V202H107ZM198 203V202H197ZM196 203V204H197ZM206 203V202H205ZM106 204V203H105ZM108 204V205H109ZM210 204V203H209ZM223 204V203H222ZM12 203H11V207H12ZM87 205V204H86ZM107 204H106V206H108ZM187 205V204H186ZM232 205V204H231ZM109 206V207H110ZM116 206V205H115ZM1 207V206H0ZM6 207V206H5ZM4 207V208H5ZM103 207V206H102ZM193 207H194V205H193ZM192 207V208H193ZM223 207V206H222ZM91 208L89 209V210H91ZM190 208H191V206H190ZM190 208H188V209H190ZM225 208V207H224ZM29 209V208H28ZM87 209V210H88ZM106 209V208H105ZM187 209V210H188ZM223 209V208H222ZM236 209V208H235ZM82 210V209H81ZM86 210V209H85ZM84 210V211H85ZM86 210V211H87ZM108 210V209H107ZM192 210V209H191ZM226 210V209H225ZM228 210V209H227ZM85 211V212H86ZM193 211H194V209H193ZM94 212V211H93ZM110 212V211H109ZM178 212V211H177ZM186 212V211H185ZM223 212V213H222ZM229 212V213H228ZM87 213V212H86ZM95 213V212H94ZM102 213V212H101ZM103 213H104V210H103ZM187 213V212H186ZM194 213V212H193ZM237 213V212H236ZM85 214V213H84ZM98 214V215H99ZM109 214V213H108ZM111 214V213H110ZM188 214H189V212H188ZM196 214V213H195ZM223 214V215H222ZM231 214V215H230ZM25 215V214H24ZM98 215H97V218H98ZM197 215V214H196ZM228 215H230V217L228 216ZM184 216H185V214H184ZM188 216H190V218L189 219H191L192 217H191V212H190V215H188ZM192 216H193V214H192ZM240 216V215H239ZM183 217V216H182ZM228 217V219L230 218V220L231 221H228V222H230L229 223V227L227 226L228 225V222H227V218ZM244 217V216H243ZM246 217V216H245ZM184 218V217H183ZM197 218V217H196ZM224 218V219H223ZM240 218V217H239ZM248 218V217H247ZM7 219V218H6ZM95 219H96V217H95ZM104 219V218H103ZM194 219V218H193ZM198 219H200V218H198ZM225 219H226V221H225ZM250 219H251V217H250ZM180 222H179V221ZM186 220H187V218H186ZM239 220V219H238ZM242 220V219H241ZM246 220V219H245ZM101 221H102V219H101ZM191 221V220H190ZM199 221V222H198ZM224 221V222H223ZM244 221V220H243ZM248 221V220H247ZM251 221V220H250ZM53 222V221H52ZM103 222V221H102ZM194 222V224H195V221H193ZM193 222L191 223V224H193ZM238 222V221H237ZM9 223V222H8ZM21 223V222H20ZM185 223V222H184ZM186 223H188V222H186ZM241 223V222H240ZM239 223V224H240ZM25 224V223H24ZM110 224V223H109ZM109 224H107V225H109ZM193 224V225H194ZM189 225H190V222H189ZM234 226H235V223L233 224ZM252 225H253V223H252ZM3 226V225H2ZM22 226V225H21ZM112 226H111V228H112ZM220 227L222 228L221 230H218V229H220ZM227 227V230H225V229H223V228H226ZM11 228V227H10ZM18 228V227H17ZM16 229V227L13 229V230H15ZM19 230H21L20 228H18ZM187 229H189V228H187ZM230 229V228H229ZM240 229V228H239ZM238 229V230H239ZM12 230V231H13ZM26 230V229H25ZM218 230V231H217ZM241 230V229H240ZM16 231V230H15ZM112 231H113V228H112ZM10 232V231H9ZM16 232H18V231H16ZM20 232V231H19ZM186 232V231H185ZM189 232V231H188ZM243 232V231H242ZM11 233V232H10ZM14 233V232H13ZM244 233V232H243ZM9 234V233H8ZM16 234V233H15ZM21 234V233H20ZM20 234H19V236H20ZM160 235V237H156L155 235ZM157 235V236H158ZM193 235V236H192ZM194 235H196V237H194ZM5 236V235H4ZM8 236V235H7ZM16 236V235H15ZM240 236V237H239ZM9 237H11V236H9ZM117 237V236H116ZM185 238V240H188V243H187V246H182L181 245V241H179L178 242V240H180L181 238ZM228 238V241L227 242H230L232 245H233V249H236V251L234 252V251H232V252H226V250L224 251V249L226 248H223L222 249V247L221 246H223L222 245V243H223V239L224 238ZM243 237V236H242ZM5 238V237H4ZM13 238V237H12ZM12 238H11V240L10 241H12ZM19 238V237H18ZM26 238V237H25ZM239 238V239H238ZM254 238V237H253ZM5 239H7V238H5ZM10 239V238H9ZM9 239H8V241H9ZM17 240V239H16ZM15 240V241H16ZM20 240V239H19ZM121 240V239H120ZM172 240V241H171ZM177 242H176V241ZM225 240V239H224ZM254 240V239H253ZM256 240V239H255ZM255 240H254V242H255ZM5 241V240H4ZM7 241V242H8ZM99 241V240H98ZM112 241V240H111ZM111 241H110V243H111ZM174 241V242H173ZM182 241H184L183 239H182ZM213 241V242H214ZM102 242V241H101ZM121 242V241H120ZM119 242V240L117 241L116 239L115 240H113V242L111 243L112 245V247H114L115 249L114 250H116V249H118L119 247H120V245H121V243ZM186 242V241H185ZM253 242V241H252ZM251 242V243H252ZM11 242H9V247H10V244ZM19 243V242H18ZM99 243V242H98ZM250 243V244H251ZM259 243V242H258ZM15 244V243H14ZM92 244V243H91ZM105 244V243H104ZM125 244V243H124ZM140 244H137V245H140ZM253 244H255V243H253ZM93 245V244H92ZM103 245V244H102ZM141 245V246H142ZM209 245V244H208ZM8 246V245H7ZM13 247H14V245H12ZM11 246V247H12ZM99 245H97V247H98ZM110 246V245H109ZM110 246V247H111ZM154 246V247H155ZM161 246V247H162ZM251 246V245H250ZM250 246H248V247H250ZM253 246L254 245H252V248H253ZM257 246V245H256ZM8 247V248H9ZM96 247V246H95ZM96 247V248H97ZM101 247V246H100ZM99 247V248H100ZM124 247V246H123ZM126 247H127V245H126ZM130 247V246H129ZM153 247V248H154ZM160 247V246H159ZM160 247V248H161ZM163 247H162V249H163ZM217 247V246H216ZM17 248V247H16ZM20 248V247H19ZM99 248H97V249H99ZM102 248V247H101ZM100 248V249H101ZM255 248V247H254ZM3 249V248H2ZM112 249V248H111ZM121 249V248H120ZM161 249V250H162ZM228 249V248H227ZM5 250H7V249H5ZM104 250H105V248H104ZM107 250V249H106ZM150 250V249H149ZM152 250V249H151ZM154 250H155V248H154ZM160 250V249H159ZM164 250L165 249H163V252H164ZM20 251V250H19ZM26 251V250H25ZM101 251V250H100ZM102 251H103V249H102ZM111 251V250H110ZM113 251V250H112ZM125 251V250H124ZM127 251V250H126ZM130 251L131 250H129V251H127V252H124L125 254H123V256H120V254L118 255V254H115V255H118V256H120V257H116V258H114L115 256H113L112 255V257H113V259L111 260V258H109L110 260L109 261H111V264H155V263H153L152 261H151V259H149L148 260V257H146L145 255H144V253H142V254H140L141 252H139V251H142V250H137L136 252H139V253H137L135 256H134V254H135V252H132V253H134V254H132V253H130ZM214 251V250H213ZM104 252H106V251H104ZM103 252V254H106V253H104ZM118 252V251H117ZM258 252V251H257ZM5 253V252H4ZM101 253V252H100ZM123 253V252H122ZM166 253V252H165ZM109 254V253H108ZM1 255V254H0ZM20 255V254H19ZM100 255V254H99ZM102 255V254H101ZM100 255V256H101ZM110 255V254H109ZM108 255V256H109ZM162 255V254H161ZM256 255V254H255ZM254 255V256H255ZM258 255V254H257ZM27 256V255H26ZM99 256V260H100V257ZM104 256V255H103ZM102 256V258H104ZM145 256V257H144ZM168 256H169V254H168ZM260 256V255H259ZM109 257H111V256H109ZM155 257V256H154ZM108 258V257H107ZM10 259V258H9ZM29 259V258H28ZM156 259V258H155ZM210 259V258H209ZM3 260V259H2ZM76 260H78V259H76ZM83 260V259H82ZM93 260V259H92ZM104 260V259H103ZM108 260V259H107ZM169 260V259H168ZM185 260V261H186ZM80 261V260H79ZM97 261V260H96ZM100 261H102V260H100ZM100 261H99V263H100ZM105 262H106V259L104 260ZM175 261H177V259L175 260ZM184 261V262H185ZM261 261V260H260ZM40 262V261H39ZM103 262V261H102ZM182 262V261H181ZM258 262V261H257ZM262 262V261H261ZM25 263V262H24ZM109 263V262H108ZM190 263V264H191ZM19 264V263H18ZM43 264H44V262H43ZM101 264V263H100ZM110 264V263H109ZM166 264V263H165ZM257 264V263H256ZM259 264V263H258Z\"/></svg>",
  "mask_w": 264,
  "mask_h": 264
},
{
  "label": "trees",
  "instance_id": "obj_3",
  "mask_svg": "<svg viewBox=\"0 0 264 264\" xmlns=\"http://www.w3.org/2000/svg\"><path fill=\"white\" fill-rule=\"evenodd\" d=\"M2 12L1 6H0V13Z\"/></svg>",
  "mask_w": 264,
  "mask_h": 264
},
{
  "label": "water",
  "instance_id": "obj_4",
  "mask_svg": "<svg viewBox=\"0 0 264 264\" xmlns=\"http://www.w3.org/2000/svg\"><path fill=\"white\" fill-rule=\"evenodd\" d=\"M2 0H0V6H1Z\"/></svg>",
  "mask_w": 264,
  "mask_h": 264
}]
</instances>
